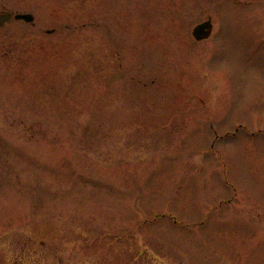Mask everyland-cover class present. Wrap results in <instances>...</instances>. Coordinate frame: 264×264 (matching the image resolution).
Returning a JSON list of instances; mask_svg holds the SVG:
<instances>
[{"label": "rangeland", "instance_id": "rangeland-1", "mask_svg": "<svg viewBox=\"0 0 264 264\" xmlns=\"http://www.w3.org/2000/svg\"><path fill=\"white\" fill-rule=\"evenodd\" d=\"M3 12L0 264H264V0Z\"/></svg>", "mask_w": 264, "mask_h": 264}, {"label": "water", "instance_id": "water-1", "mask_svg": "<svg viewBox=\"0 0 264 264\" xmlns=\"http://www.w3.org/2000/svg\"><path fill=\"white\" fill-rule=\"evenodd\" d=\"M18 20H25L26 22H33L34 15L32 13H16L12 14L10 12L0 13V25H4L6 22L12 18ZM214 24L212 18L204 20L203 22L198 23L193 29V36L196 40L201 41L209 38L212 35Z\"/></svg>", "mask_w": 264, "mask_h": 264}]
</instances>
